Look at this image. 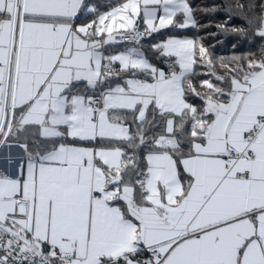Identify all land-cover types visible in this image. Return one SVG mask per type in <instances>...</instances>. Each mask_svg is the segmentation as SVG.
Masks as SVG:
<instances>
[{"label": "snow or ice", "instance_id": "6c2138e0", "mask_svg": "<svg viewBox=\"0 0 264 264\" xmlns=\"http://www.w3.org/2000/svg\"><path fill=\"white\" fill-rule=\"evenodd\" d=\"M85 7L0 0V264H264V59L201 94L197 40L152 45L166 69L139 47L197 28L188 0Z\"/></svg>", "mask_w": 264, "mask_h": 264}, {"label": "trees", "instance_id": "16d2710c", "mask_svg": "<svg viewBox=\"0 0 264 264\" xmlns=\"http://www.w3.org/2000/svg\"><path fill=\"white\" fill-rule=\"evenodd\" d=\"M239 5L243 4L244 10L242 11L240 8L235 10L236 7L233 8L234 3L231 0H188L190 4L194 18L197 22V28H191L184 30L183 32H179L184 35H188L190 37L200 39L203 44L206 46L207 50L210 51L212 48L216 53L224 52L220 51V45L223 48L231 49L230 42L233 38L238 36L242 40H249L254 37V40H260L262 44V54L264 51V39L256 36L255 28L258 26V21L261 13H264V0H236ZM121 0H86V4L88 6L96 9V12H104L110 9V6H115L120 3ZM252 3L254 5H261L259 7H254L251 11L248 9V4ZM252 16V18L257 22L254 23L251 27L248 24V20L245 19V15ZM93 14H90L88 17L83 18V20H88L90 18L94 19ZM82 20V19H79ZM224 28L228 31L224 32ZM244 29L246 34H235L234 30ZM152 38H145L142 41L143 52L146 54V57L155 63L158 67L166 69V64L163 59H161L156 53L152 51ZM214 42L215 45H214ZM248 45V43H245ZM214 45V46H213ZM120 46V45H119ZM118 46V47H119ZM123 47V46H122ZM215 48H217L215 50ZM232 50V49H231ZM213 55L214 52H211ZM260 57V58H261ZM231 57L229 58L228 64H232L230 62ZM222 60V59H220ZM222 66V65H221ZM229 67V66H228ZM228 67L224 69V73L219 76H224L228 72ZM207 65L200 63L195 65L196 75L191 76L190 82L194 80H198V84H201V81L209 78L213 82H215V76L218 75L214 71V67L212 66V72L207 70ZM208 71V73H206ZM115 79V78H113ZM187 88V83H186ZM187 99L190 103L197 107H202V101L199 100V97L193 95L192 92L187 93Z\"/></svg>", "mask_w": 264, "mask_h": 264}, {"label": "rangeland", "instance_id": "374dc122", "mask_svg": "<svg viewBox=\"0 0 264 264\" xmlns=\"http://www.w3.org/2000/svg\"><path fill=\"white\" fill-rule=\"evenodd\" d=\"M231 1H233V3H234L233 8L236 7L235 10H238L239 3L236 0H231ZM101 13H103V12H101ZM188 29H191V28H188ZM184 30H187V29H183V30H180V29H171V28L164 29L160 33H154V34H152V36L147 37V38H152V40H153L152 41V45H154L156 43H159V42H161L164 39H167L169 36H177L179 38H189V39L197 40L200 44H202L206 48V46L203 44V42L200 39H196V38L190 37L188 35H184V34L179 33V32H183ZM225 31H228V30H226L224 28V32ZM235 34H239V30L238 29H236ZM215 43L216 42H214V45H215ZM245 43H248V45L245 44ZM230 44H231L230 48L232 50L231 49H228L227 50V48H223L220 45L219 50L220 51L222 50L224 52L216 53V51H214L213 48L210 51H208L210 53L211 58H212V61H213L212 66L214 67V71L218 75H221V74L224 73V69L221 66L222 64H221V60L220 59L223 60V63L224 64H227L229 66L228 69L235 67V64H233V63L232 64H228L227 61H229V58L230 57L232 58L234 56H239V57H248L249 59H253V60H256V61H259L260 60V57H261V54H262V44H261V42H260L259 39L257 41H255L254 40V37H253L249 41V40H242L238 36H236L235 38H233L231 40ZM115 45H120L121 47L123 46V48H126V49L129 48V47H137L136 45H130V44H115ZM142 45L143 44H140L139 45V47L141 49H143ZM216 49L217 48H215V50ZM211 52H214L215 55H213ZM150 62L152 64H154L155 66H157L152 61H150ZM206 69L209 70L210 72H213L212 69L211 70L209 68H206ZM206 73H208V71ZM206 79H209V78H206ZM198 82H199L198 80L191 81L192 85L195 87L196 92H199L201 94H204L206 92V89L203 88V87H201V84H198ZM199 100H200V98H199Z\"/></svg>", "mask_w": 264, "mask_h": 264}, {"label": "crops", "instance_id": "0c3cea01", "mask_svg": "<svg viewBox=\"0 0 264 264\" xmlns=\"http://www.w3.org/2000/svg\"><path fill=\"white\" fill-rule=\"evenodd\" d=\"M85 2H86V0H85ZM85 5H86V7L81 11V13L79 14V18L76 20V24H78V25L87 24L90 20H92V18L85 20V21L83 20V18L88 17L90 14H93L94 19H95V16L97 14L101 13V12L89 13L88 8H93V7L88 6L86 3H85ZM79 19H82V20H79ZM118 46L119 45L106 46V48H107L106 54H114V53L123 52V51L127 50L126 48H123L121 46L118 47ZM141 50L143 51V49H141ZM261 59H264V51H263V55L260 58V60ZM18 151H19L18 149H13L11 154L15 157V155L17 154ZM0 153H3L5 155L8 154L6 149H0Z\"/></svg>", "mask_w": 264, "mask_h": 264}, {"label": "built area", "instance_id": "2783aa9c", "mask_svg": "<svg viewBox=\"0 0 264 264\" xmlns=\"http://www.w3.org/2000/svg\"><path fill=\"white\" fill-rule=\"evenodd\" d=\"M120 44H130V45H134V44H131V43H120ZM118 67V66H117ZM166 68H167V65H166ZM146 258V257H145Z\"/></svg>", "mask_w": 264, "mask_h": 264}]
</instances>
